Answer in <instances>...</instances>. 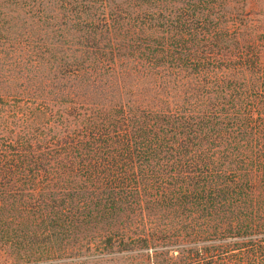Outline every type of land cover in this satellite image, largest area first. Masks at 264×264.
Segmentation results:
<instances>
[{
	"label": "trees",
	"instance_id": "16d2710c",
	"mask_svg": "<svg viewBox=\"0 0 264 264\" xmlns=\"http://www.w3.org/2000/svg\"><path fill=\"white\" fill-rule=\"evenodd\" d=\"M255 17L0 0V264H264Z\"/></svg>",
	"mask_w": 264,
	"mask_h": 264
},
{
	"label": "rangeland",
	"instance_id": "374dc122",
	"mask_svg": "<svg viewBox=\"0 0 264 264\" xmlns=\"http://www.w3.org/2000/svg\"><path fill=\"white\" fill-rule=\"evenodd\" d=\"M235 7H241L244 5V2L249 3L255 18L262 19L264 18V0H233ZM234 12V8L232 13ZM254 16V15H253Z\"/></svg>",
	"mask_w": 264,
	"mask_h": 264
}]
</instances>
